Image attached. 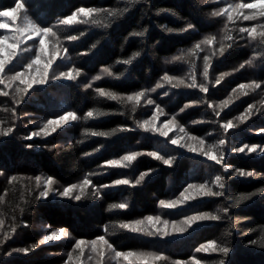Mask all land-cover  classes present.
I'll use <instances>...</instances> for the list:
<instances>
[{"label":"trees","instance_id":"trees-1","mask_svg":"<svg viewBox=\"0 0 264 264\" xmlns=\"http://www.w3.org/2000/svg\"><path fill=\"white\" fill-rule=\"evenodd\" d=\"M227 2L250 0H139L134 5H126L124 0H27L28 15L41 26H55L62 47L67 48L68 53L53 66L48 83L34 86L19 105L13 103L11 96H0V109L15 108L16 113L13 117L10 111L0 110V120L5 121L3 126L15 125L13 134L0 137V197H3L0 218L5 220L0 239L3 238V232L11 230L13 224L17 226L12 238L0 245V264H65L76 239L91 241L101 235H106L117 250L160 251L170 261H188L195 255L209 264L221 258L225 259L226 264H264V248L260 247V237L264 234V193H258L249 201L235 206L233 200L229 199L257 192L264 187V153L246 155L233 150L245 143L264 145V132L261 131L264 129V103H261L264 101V59H257L253 65L234 71L240 63L251 59L254 52L261 51L257 44L248 41L246 35L242 39L238 29L264 20L229 23L235 39L225 41L231 43L232 47L223 56L217 54L211 57L212 66L207 82L202 76L203 57L210 54L207 48L199 52L198 56L186 57L185 61H172L173 57L187 53L207 35H216L218 41L222 38L226 18L213 17L211 13ZM14 6L15 0H0V11ZM125 6L131 10L108 28L93 25L57 26L58 19L79 7ZM22 18L23 13H20L16 23L20 24ZM0 20L10 21L11 17ZM188 23H192L194 28L181 31ZM142 30H146L144 37L130 35L133 31ZM5 31L0 29V33ZM80 33L83 35L76 41L66 39L68 35ZM36 43L38 41H28L22 45L33 50L14 62L15 70H22V65L31 59ZM94 44L95 48L92 47ZM214 48L218 49L219 43ZM137 51L141 55L132 64L119 63ZM193 63L197 82L208 84L207 93L200 92L198 88L176 89L165 85L156 92L149 91L133 113L130 105L124 106L117 101L101 98L95 92L97 87L121 95L150 90L165 73L187 78ZM71 67L81 70L77 80L52 78ZM105 67L113 71L112 76L103 74L102 69ZM224 72L231 75L216 85V78ZM97 75L101 76L99 81L93 79ZM253 80L259 82L261 88L255 92L249 90L246 96L239 92L232 93V89L239 84ZM88 83L92 84V88L85 87ZM2 88L3 85H0ZM229 95H233L234 102L216 117L207 104H219ZM147 99L154 100L164 109L166 115L161 116L160 120L166 121L175 115L190 134L204 138L208 143L225 139L227 143L223 150L226 163L231 165L229 172L224 173L220 165L172 146L159 133L137 128L136 121L149 118L155 108V105H147ZM185 104L192 106L181 112ZM249 104L255 105L253 115L240 124L235 118ZM92 108H99L108 114L98 119L84 120V113ZM66 111L77 112L81 119L70 122L47 138L24 139L48 119ZM229 119L238 127L224 133L219 125ZM117 128L130 130L120 131L112 137L85 135L86 129L111 131ZM28 144L33 147H26ZM129 151H139L145 155L138 157L127 169L105 166L106 161L118 159ZM151 151H158L165 158L176 159L172 166H167L146 155ZM235 169L250 170L256 175L233 176L232 171ZM149 170L150 175L135 187L102 188L99 198L92 196V189L89 188L80 201L56 200L57 191L78 183L87 173H93L91 179L94 185L100 186L111 184L119 178L134 181L141 172ZM217 174L227 178L224 197L201 198L176 210L159 208V200L175 199L188 184H211ZM12 176H16L17 181L10 184L9 178ZM36 176H52L57 180L53 185L54 196L36 198L42 190V186L41 189L35 188ZM120 202H127L129 207L126 210H109L110 204ZM221 207L230 208L228 215L217 212ZM20 208L24 211L21 212ZM204 211L217 213L223 219L194 226L179 239L167 240L121 230H116L114 234L112 232L113 225L120 221L142 219L148 215L180 220L185 215ZM233 221H237L235 227ZM105 226L110 229L108 234L103 231ZM60 228L70 232L69 239L48 242L27 254L12 251L16 248H31L49 231ZM211 240L227 243L232 249L230 255L221 257L195 252L196 247ZM254 240L257 243L251 244Z\"/></svg>","mask_w":264,"mask_h":264},{"label":"snow or ice","instance_id":"snow-or-ice-1","mask_svg":"<svg viewBox=\"0 0 264 264\" xmlns=\"http://www.w3.org/2000/svg\"><path fill=\"white\" fill-rule=\"evenodd\" d=\"M139 0H124L126 5H134L138 3ZM27 0H15V6L9 8L5 11H0V18L11 17L10 21L0 20V29L7 30L0 33V85L3 88L0 89V96L8 97L14 104L19 105L23 102L25 96L28 95L30 90L34 86L44 85L48 83L49 73L56 65L58 59L62 60L68 53V49L62 47L60 36L54 27L41 26L39 23L35 22L27 13L26 9ZM131 9L127 6L125 7H79L71 12V14L63 16L58 19L57 26L73 27L76 25H93L102 26L105 28L111 27L114 22L123 18ZM170 11V10H165ZM23 13L22 22L17 24L18 15ZM17 14V15H13ZM174 14V13H173ZM213 17H225L226 22L223 28V36L221 39H217L216 35H207L198 43H196L192 49H189L187 53H181L172 58V61L180 62L185 61L186 57L198 56L199 52L205 51V48L209 50V55H204L203 57V70L202 76L205 82L209 79L210 68L212 66V56L219 55L223 56L225 52L232 47L231 43H225V41H234L235 37L231 34V29H229V23H235L237 20L243 21H261L264 20V0H250V2H227L225 6L220 7L211 13ZM11 24V29L9 26ZM194 25L188 23L186 28L181 29V31L186 32L193 29ZM167 31L172 32L173 29H167ZM239 33L242 34L241 38H246L250 43L257 44L261 51L254 52L251 59L240 63L239 67L234 71H239L244 69L246 65H253L254 61L257 59H264V22L254 24L250 27H240L238 29ZM146 30L133 31L130 35L132 37H144ZM83 33L79 35H68L66 39L68 41H76L82 36ZM28 41H38L35 44L34 55L28 62L22 65V70H15L14 62L19 59L26 52H30L33 49L29 47H22V45L27 44ZM219 43V48L215 49L214 46ZM93 48L96 47L94 44ZM141 53L139 51L134 52L130 58L123 59L119 61L124 65H130L133 63ZM192 71L189 76L180 77L169 75L165 73L160 82L155 84V87L149 89H143L140 91L133 92L127 95H121L115 91L106 90L104 88L97 87L95 92L101 98H106L111 101H117L121 105L131 106V111L136 112L137 107L140 106L141 101L147 96L148 92H156L157 89L169 85L172 88L186 87L189 89L198 88L200 92L207 93L209 91L207 83H198L195 73V64L191 65ZM103 74L107 76H112L113 71L105 67L102 69ZM231 75V73L224 72L219 77L216 78L215 84L219 85L221 81ZM81 76V70L76 67L68 68L66 71H60L58 75L53 76V79L75 81ZM96 81L101 79L100 75L93 78ZM190 82H187L189 81ZM86 88H92V84L88 83L85 85ZM261 88V84L255 80L250 83H241L237 88L232 89V93L239 92L240 95H248L249 90L255 92L257 89ZM167 95V93H165ZM239 99V96L235 97ZM234 102L233 95H229L226 99L221 100L219 104L208 103L207 107L212 109L216 117H219L224 109H227ZM147 105H155V108L151 116L142 121H136V127L145 132L159 133L160 136L168 137L169 133L178 129L182 136H175L170 138V143L176 145L179 148H186L189 152L197 153L200 156L205 157L207 160L214 162L216 165H220L224 173H228L231 165L227 164L225 161L226 153L223 150L227 141L223 138L219 139L215 143H208L204 138L190 134L186 128L181 125L175 115L171 119L166 120L162 125L158 126V121L160 117L166 115L164 109L152 99L146 100ZM196 102H193V104ZM264 103V101H261ZM192 105L185 104L183 108L180 109L184 112L187 108ZM254 104H249L247 108L235 119L243 124L251 118L253 115ZM219 109V110H218ZM5 112H11L13 117H15V108L12 109H0ZM258 111V110H257ZM105 111L99 108H92L86 111L83 115L84 120H94L107 115ZM81 119V117L75 111H66L64 114L59 115L55 118L48 119L46 122L39 127L38 130L32 131L29 135L25 136V140H32L33 138L43 137L47 138L52 134L56 133L58 129L63 128L70 122H75ZM5 121L0 120V137H8L13 134L15 125L4 127ZM219 127L224 133H228L230 129H235L238 124L234 123L233 120L229 119L224 123H221ZM130 130L124 128H117L111 131H93L86 129L85 135H90L93 137H112L120 131ZM264 132V129H261ZM26 147L31 148L33 145L28 144ZM55 147V146H53ZM236 153L252 154V153H264V145L258 144H243L242 146L233 149ZM86 153L85 155H88ZM145 155V153L139 151H129L126 154L120 156L118 159H111L105 162V166L116 169H127L133 165L138 157ZM146 155L152 157L157 161H161L164 165L172 166L175 157L165 158L158 151L147 152ZM151 170L144 171L139 174L135 180H130L127 178L115 179L111 184H104L96 186L91 179L93 173H87L84 175L83 179L78 183L70 184L63 188L62 191H57V195L62 198L74 199L80 201L86 194L89 188L92 189L91 195L99 198L102 188H107L111 186H138L140 185L146 177L150 175ZM233 176L238 177H253L256 175L253 171L244 169H235L232 171ZM35 188L41 189L38 192L37 199H46L53 192V185L57 183V180L52 176H47L43 178L41 176H36L35 178ZM17 181L16 176L9 178V183ZM227 188V178L224 175L217 174L212 179L211 184L208 182L199 184H188L187 187L179 193L175 199H161L159 200V208L165 210H176L179 209L192 201H196L201 198L207 197H224L226 195L225 189ZM219 189V191L215 190ZM75 193V195H74ZM258 193H264V187L258 189L257 192H251L248 194H240L234 198L229 197L233 200V206L239 205L242 202L249 201ZM23 198V197H22ZM3 202V197H0V203ZM129 207L127 202L112 203L109 205V210H126ZM23 212L24 209L20 208ZM230 211L229 207H221L217 210L219 213L228 215ZM223 217L214 212H196L191 215H185L180 220H168L162 219L160 215H148L144 216L142 219H134L130 221H120L118 224L113 225L112 232L115 233L116 230L126 231L132 234H141L148 237H159L168 238L176 235H183L187 233L189 229L194 228L203 222L207 221H220ZM237 221H233V227H235ZM5 220L0 218V231L3 230ZM27 226V225H25ZM16 225L13 224L10 231L3 232V238L0 239V245H3L7 240L12 238V235L16 232ZM103 231L108 234L110 229L105 226ZM71 234L65 228H60L56 231H49L48 234L44 235L38 244H33L31 248H16L13 252H21L27 254L31 250L44 245L48 242L60 241L63 238L69 237ZM251 244H256L257 241H251ZM260 247L264 248V234L260 237ZM86 249L89 250L90 255L88 259H96V264H104L106 255L109 256L111 260H114L116 264H168L170 258L163 252L160 251H137V250H117V248L106 238V235H101L96 237L91 241H86L83 239H76L70 251L67 255V260L65 264H83V257L85 256ZM232 249L227 243L217 242L216 240L207 241L200 244L195 248L196 253H204L206 255L217 254L221 257H228ZM74 254H76L74 256ZM170 264H209L208 261L204 259L197 258L195 255L188 261L182 260H171ZM213 264H226L225 259L221 258Z\"/></svg>","mask_w":264,"mask_h":264},{"label":"rangeland","instance_id":"rangeland-1","mask_svg":"<svg viewBox=\"0 0 264 264\" xmlns=\"http://www.w3.org/2000/svg\"><path fill=\"white\" fill-rule=\"evenodd\" d=\"M164 122H165L164 120H163V121H162V120H159V121H158V126H159V125H162ZM182 135H183V133H180V132L178 131V129H176V130L170 132L168 137H163V138L166 139V140H168L169 144H171V143H170V138L175 137V136H182ZM171 145H172V144H171ZM172 146L177 147L176 145H172ZM177 148H179V147H177ZM179 149L182 150L183 152H187V153H190V154H194V155H197V156H199V157H201V158L206 159L205 157L200 156V155H198L197 153L189 152L186 148H179ZM206 160H207V159H206ZM62 190H63V189H61L60 191H62ZM54 195H55V193H54V190H53V192H52L49 196H54ZM74 195H75V193H74ZM56 200L68 201V200H70V199L62 198V197H60L59 195H56ZM189 230H190V229H189ZM185 234H186V233H184L183 235H176V236L168 237V238H166V239H167V240L179 239V237H182V236H184ZM63 239H69V237H66V238H63ZM75 255H76V254H74V256H75ZM88 255H90V252H89L88 249H86V251H85V256L83 257V264H96V259L93 258L92 260H89V259L87 258ZM112 262H115V261H114V260H111V259L109 258V256L106 255L105 260H104V264H113ZM74 264H76L75 260H74Z\"/></svg>","mask_w":264,"mask_h":264}]
</instances>
